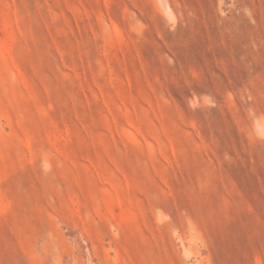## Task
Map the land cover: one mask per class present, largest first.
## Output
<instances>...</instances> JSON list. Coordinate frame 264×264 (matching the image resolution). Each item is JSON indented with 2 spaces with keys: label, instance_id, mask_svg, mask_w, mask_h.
<instances>
[{
  "label": "rangeland",
  "instance_id": "rangeland-1",
  "mask_svg": "<svg viewBox=\"0 0 264 264\" xmlns=\"http://www.w3.org/2000/svg\"><path fill=\"white\" fill-rule=\"evenodd\" d=\"M0 264H264V0H0Z\"/></svg>",
  "mask_w": 264,
  "mask_h": 264
}]
</instances>
